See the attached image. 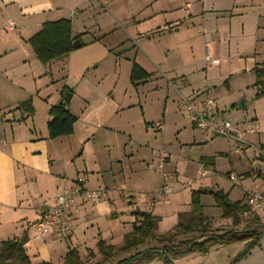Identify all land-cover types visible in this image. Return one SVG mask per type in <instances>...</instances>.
I'll list each match as a JSON object with an SVG mask.
<instances>
[{
  "label": "crops",
  "instance_id": "crops-1",
  "mask_svg": "<svg viewBox=\"0 0 264 264\" xmlns=\"http://www.w3.org/2000/svg\"><path fill=\"white\" fill-rule=\"evenodd\" d=\"M59 20L70 21L73 43L86 39L87 44L42 65L28 40L43 24ZM7 21L14 23L12 31L4 30ZM200 50L206 64L202 69L191 60ZM142 57L146 59L143 64ZM133 63L150 75L145 84L130 83ZM255 67L264 68V0H0V242L26 233L24 249L31 263L62 264L71 249L68 245L81 244L87 250L88 243H96L99 236L107 245L120 246L131 230L133 210L150 212L158 219L156 237L170 232L179 214L189 213L191 192L188 195L187 190L191 188L179 187L186 195L182 202L171 198L170 192L160 196L159 188L151 192L156 184L151 175L130 178L137 150L134 125L129 120L131 114H137V124H143L145 132L153 126L147 120L140 90L149 83L158 87L163 78L196 109L205 99L212 100L215 121L229 118L251 132L243 136L245 148L241 151L246 157L251 150L255 169H243L236 185L240 197L233 199L235 184L216 191L227 194L230 203L241 201L242 205H246L244 191L264 193V97L254 98ZM119 71H126L125 91L119 88ZM65 93L69 94L66 109L76 119L72 133L49 139V111ZM239 99L244 109L236 107ZM165 107L166 102L161 104L159 121L164 119ZM186 116L191 128L201 132L191 146L206 147L214 138H221L196 128ZM248 116L251 118L246 120ZM141 145L148 148L140 155L141 162L147 167L154 162L158 171H167L162 172V183L163 175L171 177L168 173L179 177L176 169H165L170 163L168 153L159 169L153 149ZM231 145L229 152L216 149L212 155L200 157L196 174L202 167L206 171L202 177H206L210 169L216 171L218 157H226L230 160L226 176H233L236 163L231 155L241 151H231ZM202 158H213L212 165L204 166ZM124 166H129L124 182L117 183L118 171L124 177ZM78 177H83L86 190H104L107 195L97 202L77 197L64 211L62 220L68 231L62 237L53 228L41 239H34V225L59 194L76 186ZM202 177L196 178L197 185ZM135 182L138 186L132 184ZM236 182L237 178L232 183ZM200 204L206 225L212 223L217 234L245 230L259 235L257 245L237 264L248 262L254 252L262 250L264 212L247 207L234 225L231 219L221 217L218 208L221 213L215 223L203 212L202 196ZM62 240H67L66 250ZM244 245L214 246L205 255L194 253L172 264H204L201 258L233 248L225 262L230 264ZM89 251L97 254L96 247ZM51 255L56 262L51 261Z\"/></svg>",
  "mask_w": 264,
  "mask_h": 264
},
{
  "label": "trees",
  "instance_id": "trees-1",
  "mask_svg": "<svg viewBox=\"0 0 264 264\" xmlns=\"http://www.w3.org/2000/svg\"><path fill=\"white\" fill-rule=\"evenodd\" d=\"M28 44L34 56L42 65L64 58L70 52L74 51L70 21L59 20L43 24L39 32L28 40ZM253 73L255 75L254 86L257 88L255 99H258L264 97V68L255 67ZM149 77L150 75L142 71L136 64H132L129 80L133 86L145 84ZM224 84L225 86L227 85L226 82ZM49 115L51 117L47 124L49 139L67 137L72 133V126L76 119L67 111L64 97H62L59 104L50 109ZM218 156L224 155L220 154ZM201 163L204 165H212L213 158H202ZM200 168L202 171V167ZM202 172H205L206 175V171ZM206 194L211 196L214 205L221 210V217L231 219L234 225L237 223L238 215L248 211V206L242 205L241 201L230 203L228 195L223 192H213L203 189L193 190L190 193L191 210L189 213L179 214L177 225L167 234L156 237L155 230L158 219L153 217L150 212L133 210L130 213L134 217L131 230L124 235L119 247L116 248L113 245H107L98 236L96 249L102 256L101 263L107 262L108 259L120 253L132 252L113 264H149L156 260H162L164 264H172L173 261L194 253L205 255L214 246L227 247L244 242L243 249L230 263L237 264L257 245L259 235L245 230H229L223 234H217L216 232L218 230H214L210 233L200 204L201 196ZM207 233L208 235L206 237L205 234ZM194 234H196L195 237L184 238L187 235ZM179 237H183L184 239L177 240ZM27 242L28 237L26 233H22L18 238L1 241L0 264H52L50 262L31 263L24 249ZM151 242H154L157 246L150 245ZM141 247L143 248L139 249ZM88 255H93L92 251H89ZM62 264L84 263L81 262L79 254L75 249H68Z\"/></svg>",
  "mask_w": 264,
  "mask_h": 264
},
{
  "label": "rangeland",
  "instance_id": "rangeland-1",
  "mask_svg": "<svg viewBox=\"0 0 264 264\" xmlns=\"http://www.w3.org/2000/svg\"><path fill=\"white\" fill-rule=\"evenodd\" d=\"M202 50V49H201ZM201 50L195 55V58H192L191 60L197 64H199V67L206 68V64L203 61L204 55L201 52ZM176 58H172L171 60H175ZM140 62L143 64V60L146 59H139ZM147 66H150L149 62L146 61ZM224 66V64H222ZM164 68V67H161ZM121 73V78L119 81V88L122 91H125V79H126V71H119ZM161 83H158V87H156V84H146L140 92L142 93V105L144 107V110H146V117L149 122H152L153 126H148V131L145 132L143 124L138 126V116L137 114H131L130 120L134 125V138L136 140L134 146L136 147L137 153L134 155L135 159L133 161V170L130 171V178L133 179H139L140 177H146L151 175L152 178L155 179L156 184L151 189L153 191L156 190V188H161L162 183V172H167L163 169V171H158L154 165V162L150 164V167H147L144 165L143 162H141L140 155L142 153L147 152L148 149L145 147V145L139 146V144H149L150 148L153 149L155 156H158V153L160 150H164L166 154L168 153V156H170V163L167 164L165 167L166 170L176 169L179 173V177L173 173L172 175L174 178L177 177V180L172 178L173 176L168 173L171 177L166 179V184L170 187V193L172 195L171 198L180 199L182 202L186 201V195L184 192H181L179 190V187L191 188L190 190H187L188 195L192 190H197L198 188H206L208 190L216 191L218 188H227L231 185L235 187L233 189V199H238L240 197V190L236 186L240 181V178H242L241 174L243 172V169L247 168L249 170H254V164H253V154L251 150L248 151L246 154V157H242L243 151H241L239 154H232L231 159L235 161L236 168L234 169L233 175L235 178H237L236 183H232L228 180L226 176V171L230 169V160L226 157H218L217 159V169L216 171L211 170L209 171V174H207L206 177H202L203 179L199 182L200 185H197L196 178L198 177V173L196 174V168L198 166V160L202 156H209L212 155L213 150H228L229 152V144L230 141L225 140L224 138H214L212 142H209V145L206 147L194 145L191 146L190 144L193 142V140H197L198 135L201 134V132H197L194 129L191 128V125L189 123V120L186 115L188 113L184 110L183 106V99L184 95L181 92H174L170 86L169 80L167 78L161 79ZM182 97V98H181ZM255 98V97H254ZM239 99L237 101L236 107L239 105ZM187 101V100H186ZM166 102L165 112H164V119L159 121V117H161V104H164ZM135 113V112H134ZM235 113L238 114H244V112L235 110ZM134 115V116H133ZM189 119L190 116L188 115ZM246 120H249L251 118L250 116L246 117ZM226 119V118H225ZM220 120V119H219ZM228 122L234 123L231 119H226ZM191 121V119H190ZM162 125V131H153L151 128L156 127V125ZM235 124V123H234ZM239 124V123H238ZM242 125V124H239ZM201 130V129H200ZM140 139H143L139 142ZM229 142V143H228ZM139 146V147H138ZM122 147V145H121ZM245 148V146H244ZM243 148V149H244ZM233 153V152H232ZM150 156V155H149ZM242 157L239 162L237 161V157ZM204 165V164H203ZM205 166V165H204ZM129 167V166H128ZM125 166L123 167L124 170V177L122 176V171H118L119 180L115 178V182L121 184L124 182L123 178L126 177L125 172H127V168ZM251 167V169H250ZM192 169V171H187V169ZM254 168V169H253ZM131 170V169H130ZM152 171L150 174L149 172ZM264 172V168H263ZM167 174V175H168ZM205 182L206 184H203ZM134 186H138V184L132 183ZM116 187V186H115ZM113 187V190L114 188ZM129 187V186H128ZM159 189L157 190L159 192ZM129 190V191H128ZM126 191L131 192L132 195H138L137 191H131L130 189H127ZM113 193H117L116 190L113 191ZM147 195H151L150 193L146 192ZM120 194V193H118ZM140 194V193H139ZM107 195V194H106ZM156 197V194L155 196ZM166 198V197H164ZM163 198V199H164ZM165 200V199H164ZM91 201V200H88ZM99 201V200H98ZM91 202H97V201H91ZM202 205H203V212L205 216L208 217L209 220L214 221L215 223L218 222L217 216L220 215V210L214 205V202L208 194L202 196ZM189 208V204L187 205ZM217 217V218H216ZM219 219L220 216H219ZM210 224V223H209ZM212 224V223H211ZM211 224L208 225V231L212 232L211 229L214 231V229L211 227ZM104 228V227H102ZM196 234H194L193 237H195ZM182 237H179L177 240H180ZM103 240V239H102ZM264 240V239H263ZM66 241L62 240L63 246L66 250ZM104 241V240H103ZM105 242V241H104ZM106 243V242H105ZM114 243V241H113ZM96 243H88L87 250L83 249V245L79 244V246L71 247L68 245L71 249H79V257L81 262L84 264H100L102 261V256L97 252V254L94 255H88L89 250H94ZM150 245L157 246L154 242H151ZM116 248L119 246H115ZM143 248V247H141ZM233 248H226L223 250H219L215 254H210L206 258L202 259L201 262H204V264L207 263H214V264H225V262L228 261V256L230 255V251ZM28 251V248H26ZM64 252V250H63ZM66 252V251H65ZM132 253V252H130ZM130 253H120L111 259H108V263H101V264H113L116 263L118 260H121L122 258L128 256ZM204 257V256H203ZM56 262L57 259H52L51 255V261ZM44 261H46V258H44ZM194 261V260H193ZM43 262V261H41ZM149 264H163L162 260H156L154 262H151ZM182 264V263H181ZM243 264H264V242L262 245V250H257L252 254V256L249 258L248 262H244Z\"/></svg>",
  "mask_w": 264,
  "mask_h": 264
},
{
  "label": "built area",
  "instance_id": "built-area-1",
  "mask_svg": "<svg viewBox=\"0 0 264 264\" xmlns=\"http://www.w3.org/2000/svg\"><path fill=\"white\" fill-rule=\"evenodd\" d=\"M14 29V23L7 21L4 25L5 31H12ZM207 57V56H206ZM184 110L188 113L191 119V123L198 129L205 131L208 135L214 137H221L227 141L232 142L230 146L231 151L237 153L241 151L245 142L243 136L250 131H243L236 124H232L228 121H215L213 115L214 102L210 99H205L199 109H196L193 104L183 100ZM156 131H160V125L154 127ZM167 154L164 150H160L158 153V168L161 169L166 161ZM198 175L203 176L205 172L200 170ZM163 183L159 190V195H167L170 192V188L166 184L167 176L163 175ZM234 176H230V181H235ZM83 177H78L76 186L70 189L68 192L59 194L54 204L48 208L43 214L42 218L34 225V239L39 240L46 236L53 228L57 229L58 237H62L67 231L68 226L62 220L65 209L77 198L84 197L86 200L98 201L105 197L104 190H86L84 187ZM245 204L254 211L264 212V193L244 191Z\"/></svg>",
  "mask_w": 264,
  "mask_h": 264
},
{
  "label": "water",
  "instance_id": "water-1",
  "mask_svg": "<svg viewBox=\"0 0 264 264\" xmlns=\"http://www.w3.org/2000/svg\"><path fill=\"white\" fill-rule=\"evenodd\" d=\"M90 40V39H89ZM87 44V42H86V39H80V40H77V41H75L73 44H72V46H73V48H79V47H81L82 45H86ZM64 100H65V102L66 103H68V101H69V94L68 93H65V98H64ZM241 104H242V101L240 102ZM239 103V104H240ZM238 108L239 109H244V106L243 107H240V105H238Z\"/></svg>",
  "mask_w": 264,
  "mask_h": 264
}]
</instances>
